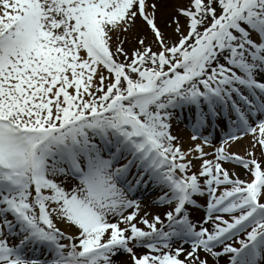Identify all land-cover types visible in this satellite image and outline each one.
<instances>
[{
    "label": "snow or ice",
    "instance_id": "6c2138e0",
    "mask_svg": "<svg viewBox=\"0 0 264 264\" xmlns=\"http://www.w3.org/2000/svg\"><path fill=\"white\" fill-rule=\"evenodd\" d=\"M0 264H264V0H0Z\"/></svg>",
    "mask_w": 264,
    "mask_h": 264
},
{
    "label": "bare ground",
    "instance_id": "6f19581e",
    "mask_svg": "<svg viewBox=\"0 0 264 264\" xmlns=\"http://www.w3.org/2000/svg\"><path fill=\"white\" fill-rule=\"evenodd\" d=\"M182 127H183V125H182V123H177V122H173V134H175V135H179L180 137H184V133L181 131V129H182ZM182 140H183V138H182ZM243 143H246V141H244V142H241V144H243ZM185 147H187V144H186V141H185ZM240 146H237V148H239Z\"/></svg>",
    "mask_w": 264,
    "mask_h": 264
}]
</instances>
